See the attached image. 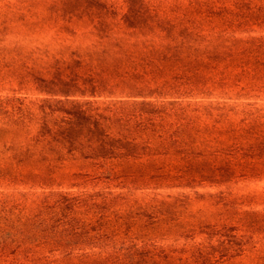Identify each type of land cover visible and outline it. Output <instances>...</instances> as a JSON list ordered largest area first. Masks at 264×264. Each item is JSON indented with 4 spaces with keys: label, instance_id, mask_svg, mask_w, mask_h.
<instances>
[{
    "label": "rangeland",
    "instance_id": "rangeland-1",
    "mask_svg": "<svg viewBox=\"0 0 264 264\" xmlns=\"http://www.w3.org/2000/svg\"><path fill=\"white\" fill-rule=\"evenodd\" d=\"M4 1L8 63L14 57L25 64L0 79V120L34 136L53 127L58 135L45 146L65 156L71 148L78 159L40 176L29 168L0 176V264H100L103 251L114 260L160 264L173 248L186 252L172 264H264V143L257 136L264 131V56L235 70L233 94L220 103L212 78L211 96L166 79L170 62L151 36L149 12H171V3L197 7L200 0H140L143 20L133 37L122 27L125 0ZM204 64L208 72L214 65ZM229 129L248 157L232 176L223 167L214 191L221 198L202 201L196 188L185 197L167 188L205 166L195 155L233 161V149L217 142ZM101 144L128 147L124 153L135 157H79ZM114 190L115 197L96 196ZM143 195L154 201L135 205ZM155 204L160 213L151 210ZM194 241L206 246L205 259L196 257Z\"/></svg>",
    "mask_w": 264,
    "mask_h": 264
},
{
    "label": "trees",
    "instance_id": "trees-1",
    "mask_svg": "<svg viewBox=\"0 0 264 264\" xmlns=\"http://www.w3.org/2000/svg\"><path fill=\"white\" fill-rule=\"evenodd\" d=\"M125 1L127 3V12L122 27L126 25V33L133 37L134 32L138 29L135 23L143 20L140 18L143 14L139 10L141 2L140 0ZM5 4L4 0H0V79L10 76L13 72H18L17 62L25 64L24 59L18 60L14 57H10V64L8 63L9 57L7 53L10 51L11 39L5 32L6 21L2 14V8ZM23 8L27 12L30 10L28 7ZM168 11L173 13L159 10H153L148 13L150 20L155 22L151 36L157 49L162 48V57H165L170 62L166 68L168 67L167 69L171 73H166L168 75L166 79H183L184 87H189L187 89L188 92H198L204 96H211L207 80L212 78L213 82L218 85L215 98L224 99L225 96L233 94L230 83L236 77L234 74L235 70L245 64L246 61L261 59L264 56V33H256L260 28H264V0H200L197 7L191 5L180 6L171 3ZM188 12L199 17L198 21L196 22L193 17L187 16ZM246 31H253V33L246 35ZM192 39L197 42L201 41L203 44L189 45L188 42ZM134 43V48L136 49H141L143 46L140 38H136ZM192 52H194L195 57L200 59H193L190 56ZM205 61L214 63L212 67H208L209 72L205 67ZM56 76L60 77V73ZM40 78L42 79L43 77L36 75L34 80L38 81ZM262 80H264V77L258 82ZM220 99L219 102L221 103ZM209 110L211 111V108ZM253 116L255 115L253 114ZM14 125L17 124L8 120H0V176L8 172H12V175H14L25 168H29L32 176H40L45 171L51 170L55 163L66 159H78V157H73L74 151L71 148H68L65 152L69 156H65L57 153V149H50L45 146V143L51 142L58 135V132L53 127H49L46 132L39 136H34L28 135L22 129L13 130L11 127ZM10 130H13L14 133H9L11 132ZM257 134L258 141L264 143V131ZM15 137L16 139H14ZM13 142L17 143L16 149L11 148ZM217 142L222 146L226 144L230 152L233 149L234 153L231 155L234 158L233 161L229 158L224 164L220 158L212 162L207 155H195V160H200L201 163H206L205 166H208L200 167L195 171H188V175L183 172L184 178L177 183H169L167 188L182 189L184 197L187 196V189L191 191L196 188L195 193L202 195L200 196L202 201L221 198L214 191L218 181L225 179L223 167L225 171L228 169L229 176H232V170L237 166L244 165L243 163L248 155L244 154L245 151H242L240 145L234 143L235 130L233 129H229L227 135L217 140ZM127 144L135 147V143L132 141L127 142ZM247 144L253 145L251 143ZM261 148L259 150L264 149V147ZM125 150H128V147H116L115 151L117 153L114 154V150L101 144L95 147L91 146L83 151L79 157L82 159H104L112 154L115 156L122 154L119 155L120 157H135V154L124 153ZM116 193V190L109 193L101 191V194H96V196L99 199L106 200L107 198L115 197ZM99 199L96 198L94 202H98ZM153 201L154 198H148L143 195L136 200L135 205L143 203L145 206ZM185 202L189 203L188 200ZM215 203L217 202L215 201ZM119 204L124 205L126 201H121ZM182 206L186 205L183 204ZM154 208V214L160 213V210L162 211L163 209L160 204H155L151 207V210ZM144 214L141 213L140 215L145 217ZM194 242L193 250L196 257L200 256L205 259L207 254L205 251L206 246L200 242ZM3 245L7 246L6 243H3ZM43 245L30 244L28 249H40ZM183 252H186V248L182 251L174 248L166 251L164 257L167 262L160 264H172L175 261H179ZM103 254H105V257L100 264H137L133 259L123 262L121 259H110L104 251ZM195 255H190V257ZM89 262L95 264L93 260H89Z\"/></svg>",
    "mask_w": 264,
    "mask_h": 264
}]
</instances>
